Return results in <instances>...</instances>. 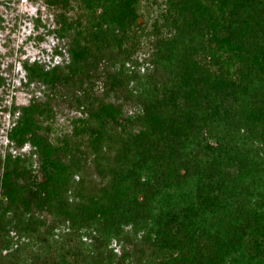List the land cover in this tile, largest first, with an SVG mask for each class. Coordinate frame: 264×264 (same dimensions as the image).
I'll list each match as a JSON object with an SVG mask.
<instances>
[{
  "label": "trees",
  "instance_id": "trees-1",
  "mask_svg": "<svg viewBox=\"0 0 264 264\" xmlns=\"http://www.w3.org/2000/svg\"><path fill=\"white\" fill-rule=\"evenodd\" d=\"M42 2L62 59L8 109L0 264H264V0Z\"/></svg>",
  "mask_w": 264,
  "mask_h": 264
},
{
  "label": "rangeland",
  "instance_id": "rangeland-1",
  "mask_svg": "<svg viewBox=\"0 0 264 264\" xmlns=\"http://www.w3.org/2000/svg\"><path fill=\"white\" fill-rule=\"evenodd\" d=\"M40 10V12H38ZM4 28L0 29V151L8 144L7 131L13 125L16 114L8 109L30 102L33 96L44 97V86L28 83L23 61L41 59L46 63H57L61 57L55 55V46H62L57 36L47 32L52 27V14L42 0H8L1 6ZM40 15L39 20L36 16ZM2 77V78H1ZM72 112L64 110L58 117L56 128L61 131L70 127ZM9 147V145H8ZM30 147L14 152H28Z\"/></svg>",
  "mask_w": 264,
  "mask_h": 264
},
{
  "label": "built area",
  "instance_id": "built-area-1",
  "mask_svg": "<svg viewBox=\"0 0 264 264\" xmlns=\"http://www.w3.org/2000/svg\"><path fill=\"white\" fill-rule=\"evenodd\" d=\"M8 138V137H7Z\"/></svg>",
  "mask_w": 264,
  "mask_h": 264
}]
</instances>
